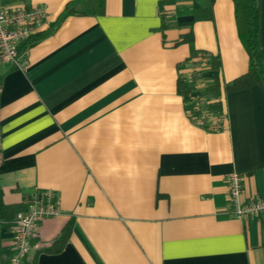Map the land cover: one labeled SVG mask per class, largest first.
I'll list each match as a JSON object with an SVG mask.
<instances>
[{
  "label": "crops",
  "instance_id": "1",
  "mask_svg": "<svg viewBox=\"0 0 264 264\" xmlns=\"http://www.w3.org/2000/svg\"><path fill=\"white\" fill-rule=\"evenodd\" d=\"M4 5L46 10L23 65L0 57L4 200L51 189L62 208L40 222L28 261L264 264V217L236 218L228 193L237 172L244 202L264 197V88L224 90L249 68L233 0ZM260 47L264 59V0ZM216 77L219 93L206 92ZM2 238L11 251V229Z\"/></svg>",
  "mask_w": 264,
  "mask_h": 264
},
{
  "label": "built area",
  "instance_id": "2",
  "mask_svg": "<svg viewBox=\"0 0 264 264\" xmlns=\"http://www.w3.org/2000/svg\"><path fill=\"white\" fill-rule=\"evenodd\" d=\"M45 14L46 10L39 6L23 5L8 8L4 5V0H0V57L3 60L18 67L23 65L20 46L33 35L35 24ZM200 123H204L203 119ZM242 186L239 173L229 174L228 193L234 206L233 215L242 220L264 217V197L254 196L244 202L241 198ZM61 211L60 200L54 190H36L29 196L12 221L14 252L10 264L24 262L40 222L45 218L59 215Z\"/></svg>",
  "mask_w": 264,
  "mask_h": 264
},
{
  "label": "trees",
  "instance_id": "3",
  "mask_svg": "<svg viewBox=\"0 0 264 264\" xmlns=\"http://www.w3.org/2000/svg\"><path fill=\"white\" fill-rule=\"evenodd\" d=\"M210 6L214 0H209ZM235 4V15L237 21V28L240 39L249 54V68L247 72L238 78L228 82L224 90L226 92L242 90L259 84L264 88V59L260 47V0H233ZM210 8V7H209ZM65 15H63L64 17ZM36 42H24L20 46L22 52L28 46L34 45ZM203 55H205L202 52ZM215 69H219L220 61L218 58H213L211 62ZM0 78V86H1ZM179 89L182 93H190L192 88L183 81H179ZM206 92L218 94L220 90V81L216 77L211 83L206 85ZM211 109L223 110V103L221 100L215 101L211 104ZM20 207L17 204H7L4 200V191L0 186V264H10V258L13 254V249L9 252L6 251L3 245L2 233L5 230L11 229L12 221L16 212ZM70 234V228H66L65 232L52 247V251L60 250L65 244ZM56 246V247H55ZM22 264H37L36 259L28 261L24 260Z\"/></svg>",
  "mask_w": 264,
  "mask_h": 264
},
{
  "label": "rangeland",
  "instance_id": "4",
  "mask_svg": "<svg viewBox=\"0 0 264 264\" xmlns=\"http://www.w3.org/2000/svg\"><path fill=\"white\" fill-rule=\"evenodd\" d=\"M206 96L207 95H204V97H206ZM202 101L205 102V104H204L205 106H209V109H211V107H212L211 106V104H212L211 102H207V101H205V99H203Z\"/></svg>",
  "mask_w": 264,
  "mask_h": 264
}]
</instances>
